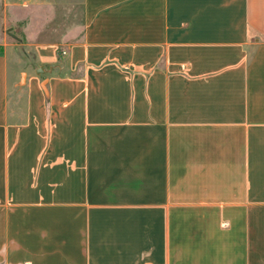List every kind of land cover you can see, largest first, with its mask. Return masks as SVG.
Here are the masks:
<instances>
[{"label":"crops","instance_id":"obj_1","mask_svg":"<svg viewBox=\"0 0 264 264\" xmlns=\"http://www.w3.org/2000/svg\"><path fill=\"white\" fill-rule=\"evenodd\" d=\"M52 1L0 0V264H264V0Z\"/></svg>","mask_w":264,"mask_h":264},{"label":"rangeland","instance_id":"obj_2","mask_svg":"<svg viewBox=\"0 0 264 264\" xmlns=\"http://www.w3.org/2000/svg\"><path fill=\"white\" fill-rule=\"evenodd\" d=\"M4 1V8L3 13H1V19L6 21L4 24V33L5 36L11 39L12 41H17L23 43L27 41L26 36V27L30 20H36L38 24H41L44 20V15L40 13H22L17 12L14 13L13 9L17 10L19 6H15L13 8L10 4L12 0H3ZM17 2L23 3V1L27 2L28 0H15ZM66 1V0H65ZM52 11L50 12L49 16L51 18V26L59 27L65 25H72L76 23V20H79L80 16V3L79 0H67L66 2L60 0H53ZM27 8V7H26ZM15 15L18 16L15 17ZM6 20H5V19ZM54 30V29H53ZM58 30L55 31L58 34ZM53 31V32H55Z\"/></svg>","mask_w":264,"mask_h":264},{"label":"water","instance_id":"obj_3","mask_svg":"<svg viewBox=\"0 0 264 264\" xmlns=\"http://www.w3.org/2000/svg\"><path fill=\"white\" fill-rule=\"evenodd\" d=\"M44 68H46V69H47V66H45ZM42 71H44V69H42Z\"/></svg>","mask_w":264,"mask_h":264}]
</instances>
